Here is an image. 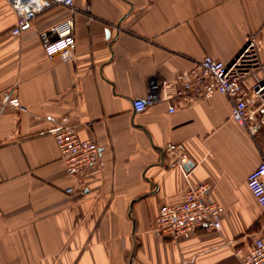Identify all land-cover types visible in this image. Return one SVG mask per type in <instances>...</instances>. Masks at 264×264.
I'll return each instance as SVG.
<instances>
[{
    "label": "crops",
    "instance_id": "0c3cea01",
    "mask_svg": "<svg viewBox=\"0 0 264 264\" xmlns=\"http://www.w3.org/2000/svg\"><path fill=\"white\" fill-rule=\"evenodd\" d=\"M74 2L76 52L63 61L46 56L38 32L64 7L15 37V12L0 0V95L23 106L0 101V264H237L236 249L264 238V207L246 186L264 159V126L253 139L218 93L172 112L165 102L134 112L132 102L205 55L229 62L250 36L264 44V0ZM62 125L99 146L81 181L60 160L52 132ZM168 144L193 165L171 167ZM201 182L226 208L221 230L176 242L154 233L159 206Z\"/></svg>",
    "mask_w": 264,
    "mask_h": 264
},
{
    "label": "built area",
    "instance_id": "2783aa9c",
    "mask_svg": "<svg viewBox=\"0 0 264 264\" xmlns=\"http://www.w3.org/2000/svg\"><path fill=\"white\" fill-rule=\"evenodd\" d=\"M16 15L10 34L21 36L32 27L35 17L47 8L59 5L67 10L61 20L38 32L46 56L59 55L63 61L74 59L76 35L74 0H6ZM264 44L250 36L242 49L229 62L205 55L186 70L171 79H154L149 83L143 98L132 102L134 112L144 111L157 103L165 102L168 111L174 110L177 101L191 102L210 98L214 94L226 96L231 103L230 118L244 127L253 139L264 126V63L261 53ZM251 80V85L246 82ZM0 101L18 110L23 106L9 90L2 92ZM60 160L67 176L83 180L87 170L100 161L97 142L81 138L74 125L58 126L52 132ZM169 154L176 153L169 165L184 170L186 157L176 144L165 148ZM246 186L258 204L264 207V159L248 173ZM74 191L72 187L65 190ZM226 208L211 197V186L207 182L187 183L183 200L159 206L154 233L171 241L189 238L196 230L220 231L222 216ZM237 264H264V238L255 237L250 249H236Z\"/></svg>",
    "mask_w": 264,
    "mask_h": 264
},
{
    "label": "water",
    "instance_id": "95a60500",
    "mask_svg": "<svg viewBox=\"0 0 264 264\" xmlns=\"http://www.w3.org/2000/svg\"><path fill=\"white\" fill-rule=\"evenodd\" d=\"M193 164H192V162L190 161V160H188V161H186L185 163H184V168L187 170L189 167H191Z\"/></svg>",
    "mask_w": 264,
    "mask_h": 264
}]
</instances>
